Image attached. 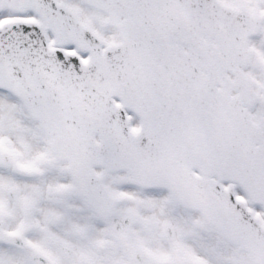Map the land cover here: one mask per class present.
<instances>
[{
  "label": "snow or ice",
  "instance_id": "snow-or-ice-1",
  "mask_svg": "<svg viewBox=\"0 0 264 264\" xmlns=\"http://www.w3.org/2000/svg\"><path fill=\"white\" fill-rule=\"evenodd\" d=\"M0 264H264V0H0Z\"/></svg>",
  "mask_w": 264,
  "mask_h": 264
}]
</instances>
